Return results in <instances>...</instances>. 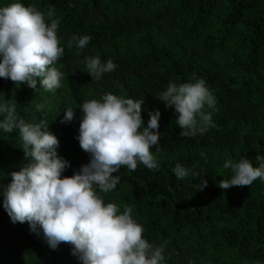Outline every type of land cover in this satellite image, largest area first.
<instances>
[{"label": "trees", "instance_id": "1", "mask_svg": "<svg viewBox=\"0 0 264 264\" xmlns=\"http://www.w3.org/2000/svg\"><path fill=\"white\" fill-rule=\"evenodd\" d=\"M12 2L34 5L46 15L55 10L65 48L56 66L63 65L65 78L53 92L39 82L32 89L0 78V103H16L26 122L49 123L58 155L70 165L63 175H73L90 159L76 138L83 102L106 93L142 98L145 127L150 111L161 114L160 151L152 148L160 167H122L116 188L100 193L104 202L118 204L121 212L132 207L149 243L169 241L165 264H264V181L218 187L233 175L223 169L225 161L246 157L257 167L256 157H264V0H0V7ZM84 35L91 37L84 49L67 47L72 36ZM92 57L111 59L116 68L94 80L86 73V58ZM199 79L216 99L214 108L205 106L215 127L203 136L182 137L174 107L156 97L170 81ZM68 107L76 109L75 118L62 123ZM20 147L18 130H0V185L9 184L11 173L26 163ZM177 163L205 175L203 191L191 176L175 177ZM37 231L27 222H11L0 189V264H82L72 245L52 249Z\"/></svg>", "mask_w": 264, "mask_h": 264}, {"label": "clouds", "instance_id": "2", "mask_svg": "<svg viewBox=\"0 0 264 264\" xmlns=\"http://www.w3.org/2000/svg\"><path fill=\"white\" fill-rule=\"evenodd\" d=\"M54 12L50 8L46 15L36 6L20 2L0 7V78L32 89L39 82L49 92L61 87L63 65H56L65 48L57 34L59 20L53 19ZM90 39L87 35L72 36L67 47L75 45L82 50ZM115 68L111 59L102 63L99 57L86 58V73L94 80ZM156 98L166 108L174 107L182 137L203 136L209 127H215L205 106L214 108L216 99L203 79L179 85L170 81ZM142 103V98L111 93L83 102L76 138L90 159L73 175L65 176L70 165L58 155L59 140L49 131V123L43 119L26 122L18 115L16 103L3 99L0 130H18L26 160L19 171L11 173L9 184L0 185L3 207L11 222H27L37 235V228L41 229L52 249L60 243L72 245V255L82 264H165L169 241L149 243L143 225L132 216V207L124 206L121 212L118 204L105 203L100 195L113 191L120 183L116 173L122 167L130 171L141 164L149 170L160 167L152 148L156 146L155 151H160L161 114L158 109L150 111L145 127ZM75 112L72 107L66 108L61 122H71ZM256 160L257 167L246 157L237 163L225 161L223 169H231L233 175L220 180L218 187L223 191L233 186L249 187L257 179L264 181V157L258 155ZM172 171L178 180L189 176L198 180V191L207 186L205 175L198 171L179 163Z\"/></svg>", "mask_w": 264, "mask_h": 264}, {"label": "rangeland", "instance_id": "3", "mask_svg": "<svg viewBox=\"0 0 264 264\" xmlns=\"http://www.w3.org/2000/svg\"><path fill=\"white\" fill-rule=\"evenodd\" d=\"M12 82L10 79H7L4 83H10Z\"/></svg>", "mask_w": 264, "mask_h": 264}]
</instances>
